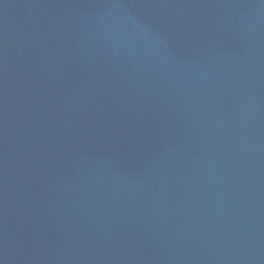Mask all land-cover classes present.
Returning <instances> with one entry per match:
<instances>
[{"label": "water", "instance_id": "95a60500", "mask_svg": "<svg viewBox=\"0 0 264 264\" xmlns=\"http://www.w3.org/2000/svg\"><path fill=\"white\" fill-rule=\"evenodd\" d=\"M0 264H264V0H0Z\"/></svg>", "mask_w": 264, "mask_h": 264}]
</instances>
